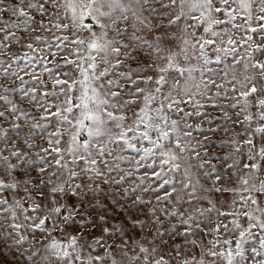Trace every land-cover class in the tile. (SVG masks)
<instances>
[{
	"label": "snow or ice",
	"instance_id": "6c2138e0",
	"mask_svg": "<svg viewBox=\"0 0 264 264\" xmlns=\"http://www.w3.org/2000/svg\"><path fill=\"white\" fill-rule=\"evenodd\" d=\"M0 264H264V0H0Z\"/></svg>",
	"mask_w": 264,
	"mask_h": 264
},
{
	"label": "rangeland",
	"instance_id": "374dc122",
	"mask_svg": "<svg viewBox=\"0 0 264 264\" xmlns=\"http://www.w3.org/2000/svg\"><path fill=\"white\" fill-rule=\"evenodd\" d=\"M144 171V169H141V172H143Z\"/></svg>",
	"mask_w": 264,
	"mask_h": 264
}]
</instances>
